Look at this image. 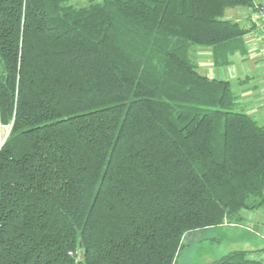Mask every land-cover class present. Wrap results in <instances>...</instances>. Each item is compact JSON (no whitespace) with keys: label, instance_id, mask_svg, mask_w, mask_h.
Masks as SVG:
<instances>
[{"label":"trees","instance_id":"16d2710c","mask_svg":"<svg viewBox=\"0 0 264 264\" xmlns=\"http://www.w3.org/2000/svg\"><path fill=\"white\" fill-rule=\"evenodd\" d=\"M71 1L0 0V264H176L264 212V127L190 53L229 66L252 0Z\"/></svg>","mask_w":264,"mask_h":264},{"label":"crops","instance_id":"0c3cea01","mask_svg":"<svg viewBox=\"0 0 264 264\" xmlns=\"http://www.w3.org/2000/svg\"><path fill=\"white\" fill-rule=\"evenodd\" d=\"M257 1L260 4H264V0ZM252 11L253 9L251 8H236L230 9L225 13L226 19L238 22L240 26L243 25L244 28L252 29L250 34L245 37L244 51L236 53L231 58V65L216 67L215 64H213L212 52L207 48H195L190 53L194 65L197 66L201 74L205 73L204 76L206 77L229 81L232 85L236 84L239 89L238 93H235L243 109L255 108L257 113H261L264 111V39L261 37L262 35L258 28L252 25ZM205 61L207 62L206 64H209L208 67L204 69L205 72L202 73L200 66ZM256 213H247L242 223L245 221L250 224L251 222L253 224H258L262 216ZM252 226L254 231H262L264 229L261 228L263 226ZM220 228H222V226ZM226 228L230 232H234L232 230L235 229L227 226ZM252 252L250 251V253Z\"/></svg>","mask_w":264,"mask_h":264},{"label":"rangeland","instance_id":"374dc122","mask_svg":"<svg viewBox=\"0 0 264 264\" xmlns=\"http://www.w3.org/2000/svg\"><path fill=\"white\" fill-rule=\"evenodd\" d=\"M89 1L90 0H72L69 5L75 8H81L87 6ZM95 1L101 2L102 0ZM241 26L244 27L243 25ZM206 63L205 61L200 66L202 73H204V69L208 67L209 63ZM232 88L238 93L239 88L236 84H234ZM244 111L253 117L256 122H258V125L264 127V111L257 113L255 108L245 109ZM3 138L0 137L1 143L3 142L2 140H4ZM246 214V212L243 214V218H245ZM256 214H261L262 216L258 224H253L252 222L250 224L245 221L241 224L226 223L222 228L198 230L187 234L184 240H182L183 249L179 253L176 264H212L233 251H254L249 253L250 258L264 264V229L262 231H254L252 226H263L261 228H264V212L259 211ZM226 226L235 228L232 230L234 232L228 231Z\"/></svg>","mask_w":264,"mask_h":264},{"label":"built area","instance_id":"2783aa9c","mask_svg":"<svg viewBox=\"0 0 264 264\" xmlns=\"http://www.w3.org/2000/svg\"><path fill=\"white\" fill-rule=\"evenodd\" d=\"M252 2L254 4L251 17L252 25L258 28L264 39V4L258 3L257 0H252Z\"/></svg>","mask_w":264,"mask_h":264}]
</instances>
